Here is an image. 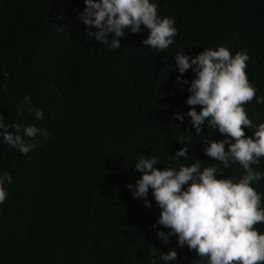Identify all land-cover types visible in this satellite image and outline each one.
<instances>
[{
    "label": "trees",
    "instance_id": "trees-1",
    "mask_svg": "<svg viewBox=\"0 0 264 264\" xmlns=\"http://www.w3.org/2000/svg\"><path fill=\"white\" fill-rule=\"evenodd\" d=\"M150 2L161 18L174 19L178 30L163 52L143 45L149 35L143 25L138 34L126 30L118 49L96 41L79 19L84 0H0V114L7 125L35 124L51 133L47 139L37 136L38 145L28 154L0 138V174L11 176L0 204V264L200 260L186 245L181 248L176 236L167 244L158 237L159 231L171 230L153 227L161 209L152 190L148 208L127 185L135 187L142 176L134 170L141 155L154 156L160 170L199 159L201 171L212 165L222 170L218 179L238 182L246 174L238 162L224 168L205 155L204 137L217 142L226 137L207 121L196 135L186 115L190 84L178 83L175 54L183 49L195 57L220 46L233 56L245 52L247 77L256 98L264 97V0ZM181 79L191 82L195 73L190 69ZM25 96L43 109V120L27 111L18 114ZM244 107L254 125L264 123V104L253 99ZM177 113L184 115L182 123L173 119ZM255 130L244 129L247 137ZM183 147L189 148L188 157H175ZM252 167L262 174L251 186L264 208V157ZM255 227L264 234V223ZM170 250L178 259L163 261L161 255Z\"/></svg>",
    "mask_w": 264,
    "mask_h": 264
},
{
    "label": "clouds",
    "instance_id": "clouds-1",
    "mask_svg": "<svg viewBox=\"0 0 264 264\" xmlns=\"http://www.w3.org/2000/svg\"><path fill=\"white\" fill-rule=\"evenodd\" d=\"M86 8L79 19L88 27L89 36L110 49L121 47L120 38L126 30L138 34L143 25L149 35L142 41L144 46L163 52L174 43L178 30L175 20L158 15V6L150 0H84ZM95 31H92V30ZM111 37V39H109ZM250 57L245 52L234 56L228 48H206L195 57L184 54L181 49L175 54L176 69L181 85H189L190 93L186 103L190 106L187 117L201 136L202 125L216 129L226 138L215 141L204 137V153L228 168L230 161L238 162L245 170L238 182L233 178H217L223 175L216 166L204 167L201 171L200 160L190 166L181 164L179 168L167 166L164 170L156 167L157 159L141 155L134 170L142 173L135 187L127 185L134 198L144 199L145 207L149 190L161 209L156 225L170 229L159 231L158 237L165 243L171 236L178 238V245H185L197 253V264H264V234L255 225L264 223V208L261 195L251 186L261 179V173L252 165H258L264 157V123L258 127L248 118L244 105L256 99L264 104V97L256 98L257 89L249 81L246 69ZM195 73L191 82L181 76L188 70ZM171 70H174L171 68ZM7 77L8 73H2ZM3 91H7L6 87ZM200 106V111L196 110ZM18 114L27 111L36 120H43V109L32 106L30 96H25L18 106ZM184 115L175 114L173 119L181 123ZM14 128L15 131H10ZM245 128H255L254 135L247 137ZM0 138L10 147L28 154L37 147V136L45 139L51 133L35 124L7 125L0 114ZM189 138L191 135L187 134ZM27 137L28 139H25ZM184 144L185 142H180ZM227 146V151L225 150ZM189 148L179 149L175 157L187 158ZM11 183L8 173L0 174V204L7 198L4 183ZM187 188L185 190V186ZM165 262L176 261L178 253L170 250L162 254Z\"/></svg>",
    "mask_w": 264,
    "mask_h": 264
}]
</instances>
